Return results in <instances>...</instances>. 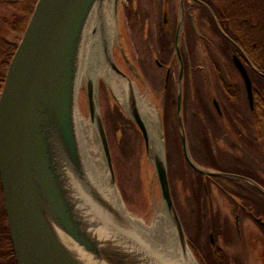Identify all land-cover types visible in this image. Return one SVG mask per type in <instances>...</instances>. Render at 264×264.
I'll return each mask as SVG.
<instances>
[{
    "label": "rangeland",
    "instance_id": "obj_1",
    "mask_svg": "<svg viewBox=\"0 0 264 264\" xmlns=\"http://www.w3.org/2000/svg\"><path fill=\"white\" fill-rule=\"evenodd\" d=\"M34 2L32 0L30 4ZM111 6L115 8L111 56L118 69L133 81L140 95L150 99L156 109L159 119L156 133L162 143L159 148L162 151L158 148L154 150L165 157L172 200L185 236L191 242L192 247L188 244L187 248L193 261L196 264H218L210 256L209 233L212 230L214 241L224 251L223 262L226 261V264H264V228L255 220L257 216L253 209L254 214L250 212V217L239 210L240 207L250 209L252 197L235 186L236 183L224 178L215 177L206 183L205 188L199 173L189 165L182 153L176 115L177 88L173 87L171 97L170 89L163 85L164 75H157L153 62V52L158 49L154 43L166 39L163 36V12H167L168 23L177 21V0H111ZM25 7L24 0H0V36L12 41L15 46L25 27L19 26V22L15 26L13 19ZM195 8L197 35L192 34L191 29L188 31L184 28L185 33H191L186 35V41L197 65L191 74L190 84L187 82L183 90L181 110L189 155L192 161L208 165L210 171L241 169L246 175L258 176L264 181V129H247L242 124V119L249 124L250 112L242 78L225 55L222 40L205 12ZM100 32L96 28L91 33L100 35ZM95 44H98L101 54L100 42ZM123 54L129 59L133 72L139 71L140 67L135 64L140 62L141 69L152 82L135 79ZM86 79L87 76L78 91V107L90 121ZM143 79L147 82V78ZM176 79L177 73L174 75ZM224 82L233 87L231 90L235 96H239V101L228 99L221 85ZM95 83L98 111L115 177L114 186L120 192L126 210L150 223L155 207L161 208L163 202L153 165L144 150L142 135L129 120L123 118L127 115L125 107L106 79L100 76ZM214 100L219 115L214 109ZM97 140L95 132L94 141ZM217 182L223 184L233 196L228 198ZM240 182L247 185L245 181ZM248 186L254 188L250 183ZM260 217L264 221V215Z\"/></svg>",
    "mask_w": 264,
    "mask_h": 264
},
{
    "label": "water",
    "instance_id": "obj_2",
    "mask_svg": "<svg viewBox=\"0 0 264 264\" xmlns=\"http://www.w3.org/2000/svg\"><path fill=\"white\" fill-rule=\"evenodd\" d=\"M107 1L111 2L37 0L8 65L0 91V187L16 264H163L155 260L153 247L141 249L131 232L123 230V213L121 215L113 205L106 203L103 195L94 188L76 193L77 201L73 193L70 197L68 194V184L72 180L76 179L80 184L87 182L83 169L80 172L81 158L73 123L78 42L94 5L102 4L104 12ZM114 12L115 8L111 6L113 22ZM105 16L108 19V13ZM102 24L96 27L101 32L104 29ZM108 63L115 73L125 78L113 60ZM233 64L243 79L248 103L252 107L250 77L237 56H233ZM95 81L87 77L85 85L89 119L100 142L110 183L114 186ZM178 89L177 117L185 159L199 172L220 175L201 169L188 155L180 117V87ZM124 111L143 136L146 156L153 165L171 227L181 247H187L171 198L165 157L162 153L157 156L152 152L162 143L158 137L151 138L150 129L134 101L129 110L124 108ZM56 147L59 148L57 151ZM243 180L264 195V190L253 181ZM86 195L109 211L111 217L94 215L92 211L83 214L90 208ZM118 198L121 200L119 193ZM111 221L122 225V229H105L104 226ZM257 222L264 228V221L257 219ZM60 234L67 246H64Z\"/></svg>",
    "mask_w": 264,
    "mask_h": 264
},
{
    "label": "bare ground",
    "instance_id": "obj_3",
    "mask_svg": "<svg viewBox=\"0 0 264 264\" xmlns=\"http://www.w3.org/2000/svg\"><path fill=\"white\" fill-rule=\"evenodd\" d=\"M106 3L107 4L104 5V12L101 8L102 4L99 6L94 5L86 23V28H84L83 34L78 42V53L75 59L77 62L75 96L77 94V98L73 123L77 147L81 158L79 164L80 172L83 169L84 174H82L87 177V182H82V184H80L78 180H72L68 184L69 197L71 193H73L77 201L76 193H82L94 188L95 191L103 195L102 197L106 203L108 202L111 206L113 205L112 207L117 209L121 215L123 213L122 217L125 222L123 230L131 232V236L135 237L141 249L149 250L153 247L155 260L158 259L157 261L163 264H195L188 248L185 246L181 247L178 243L174 230L171 227V220H169L164 205H162L161 208L155 207L150 223H146L141 218L129 214L123 208L122 202L118 198L117 189L110 183L109 173L107 172L101 146L98 140L96 142L94 141V125L91 121H88L79 110L78 91L80 90L83 79L87 76L89 79L95 81L102 76L106 79L108 86L126 109L129 110L132 101L135 102L138 113L144 119L148 129H150L151 138L154 140L158 137L156 132L157 127H159V119L156 109L150 99L140 95L132 81L118 75L109 66L108 61L113 60L111 50L114 29L112 28L111 2L107 1ZM106 13H108V19H106ZM102 14L103 19H100ZM101 24L104 26V29L100 32V35H92V30L99 27ZM106 26H111V28L109 29ZM96 42H100L102 45L103 51L101 54L97 46L98 44H95ZM93 50L94 57L92 56ZM54 145L59 147L57 142H54ZM57 147L56 151L59 149H57ZM144 150L146 153L145 148ZM152 152L158 156L154 149H152ZM56 156L58 157L57 153ZM171 170L173 169L171 168ZM82 185H84L83 188ZM86 196V198H89L88 203L90 204V208H88V211H84L83 214L87 215L92 211L94 215L97 214L98 216L101 215L107 218L111 217L109 211L94 203V201L92 202V199H90L91 197L88 195ZM79 208L81 209L83 207L81 206ZM108 225H110V227ZM108 225L104 226L105 229H122V225L115 224L114 221L109 222ZM107 233L108 232H106V234ZM60 235L61 240L65 244L64 246H67L68 244L64 236L62 234ZM162 251H164V255Z\"/></svg>",
    "mask_w": 264,
    "mask_h": 264
},
{
    "label": "trees",
    "instance_id": "obj_4",
    "mask_svg": "<svg viewBox=\"0 0 264 264\" xmlns=\"http://www.w3.org/2000/svg\"><path fill=\"white\" fill-rule=\"evenodd\" d=\"M25 7L18 17H14L13 24L25 27L34 3L32 0H24ZM36 1V0H35ZM209 7V12L205 7H201L210 20L212 28L217 32L222 40V49L228 60L231 61V55L237 54L243 58L247 64L254 91L253 109L248 114L249 124H242L248 129H264V0H203ZM218 22L223 36L215 25L213 16ZM15 20V21H14ZM22 27V28H23ZM15 44L0 36V89L4 80L8 63L14 53ZM248 60V61H247ZM223 92L228 99L239 101V96H235L231 86L224 82ZM230 88V89H229ZM230 90V91H229ZM246 119V118H245ZM248 178L255 181L260 187L264 188V181L258 176L247 175ZM245 185V184H244ZM242 190L251 196L249 201L250 212L253 209L257 217L264 215V197L254 188L246 185ZM238 186V185H237ZM254 214V212H253ZM210 252V251H209ZM224 254L214 255L210 252L212 259H216L218 264H226ZM0 264H16L12 246L6 225V219L3 209L0 211Z\"/></svg>",
    "mask_w": 264,
    "mask_h": 264
},
{
    "label": "flooded vegetation",
    "instance_id": "obj_5",
    "mask_svg": "<svg viewBox=\"0 0 264 264\" xmlns=\"http://www.w3.org/2000/svg\"><path fill=\"white\" fill-rule=\"evenodd\" d=\"M204 1L203 0H177V8H178V20L177 21H172V23H168V17H167V12H163V17H162V24H163V28L164 31L163 32V36H165V40H157L154 43V46H157L158 49L155 50L153 52V62H154V68L157 71V75L159 76H163L164 75V79H163V85L165 88H169L170 89V95L171 97H173V94L171 92V90L173 89V87L177 88L181 86L182 89V100H183V90L186 87V83L191 82V74L193 72H195V69L197 68L196 64L194 63V58L192 59L191 57V51L189 52L188 49V44L186 41V35H190L192 34H196L197 35V28H196V16L194 9H196L195 7H198L199 10L202 11V4ZM205 3V2H204ZM184 28L186 30H190L191 29V33H185L184 32ZM167 29V30H166ZM188 30V31H189ZM182 33V34H181ZM155 38H153L152 40H154ZM192 39V38H191ZM191 49V48H190ZM150 56V54H149ZM127 67L129 69H131V65L128 63L129 59H125L123 57ZM244 61V60H243ZM248 61V60H247ZM137 65L139 68V71H135L133 72V70L131 69V72L133 73V76L135 79H138L140 81H143L144 83H148V80L152 79L149 76L148 77L144 74L143 70L141 69L140 66V62L137 61V63L135 64ZM247 65V64H246ZM133 68V67H132ZM143 78H147V82H145V80L141 77V74ZM175 73H177V79L176 81L174 80V75ZM180 83V84H179ZM179 84V85H178ZM177 89L176 93H177ZM177 101V100H176ZM183 102V101H182ZM214 103V101H213ZM214 109L215 111H217L218 115L220 114V112L217 110V108L214 105ZM198 165H200L202 168H206L208 169L209 166L208 165H203L200 162H198ZM222 173L225 174H231L234 176H239V177H246L247 175L245 174V172H243L241 169L239 170H231L226 172V171H222ZM199 173L198 175L201 177V181L204 185V187L206 188V183H208V181L213 180L215 177V179H227L229 181H232L234 183H236L235 186H237L239 189H243L245 187H240L241 185H243L240 182V179L235 178V177H218V176H209V175H204L203 173L200 172H196ZM218 183V182H217ZM220 186L219 189L222 190V192L228 197H232L233 195L230 193V191L228 192V190L223 186V184L218 183ZM225 188V189H224ZM245 192V191H244ZM0 193H1V188H0ZM248 195V193H246ZM240 197H246V196H242V195H238ZM238 205V204H237ZM175 206V205H174ZM1 208L4 211V206H3V199H2V193H1V200H0V211ZM243 208V207H242ZM241 207L239 208L240 212L243 215H246L248 217H250V211H248L246 208L242 209ZM239 212V213H240ZM5 214V212H4ZM238 217L239 215H237L236 217V221H238ZM258 218V217H256ZM255 218V220H256ZM254 220V221H255ZM236 224H239L236 222ZM211 233H209V239H210V250L211 252L217 256V254L219 253H224L223 249L221 246L218 245L217 242L214 241L213 239V235H212V230H210ZM191 244V242H189Z\"/></svg>",
    "mask_w": 264,
    "mask_h": 264
}]
</instances>
